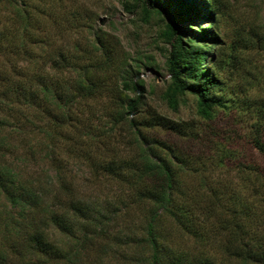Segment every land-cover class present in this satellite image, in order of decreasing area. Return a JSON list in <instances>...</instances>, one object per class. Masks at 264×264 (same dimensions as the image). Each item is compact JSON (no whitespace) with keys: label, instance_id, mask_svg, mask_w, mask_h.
<instances>
[{"label":"trees","instance_id":"16d2710c","mask_svg":"<svg viewBox=\"0 0 264 264\" xmlns=\"http://www.w3.org/2000/svg\"><path fill=\"white\" fill-rule=\"evenodd\" d=\"M160 3L169 18L172 45V83L166 97L177 108L179 97L190 91L198 97L199 114L211 119L213 108L224 105L216 92L223 84L221 72L230 65L229 57L226 60L222 55L219 22L215 21L222 2L206 0L209 15L198 18L211 21L208 29L197 33L200 41L216 47L210 69L205 67L210 46L186 45L174 24V19L198 20L193 2L176 0L175 9L170 0ZM0 7L13 9L12 19L17 20L3 29L0 22V58L5 57L0 64V264H90L91 260L104 264L107 259L125 264H264V174L250 172L239 179L237 191H232L225 185L209 190V179L202 172L200 185L192 188L185 180L190 158L149 133L156 128L181 133L180 125L160 114L144 112L142 96L128 95L131 86L144 92L142 80L123 77L122 89L110 87L115 97L111 121L115 127H128L129 148L135 154L121 162L94 166L97 172L102 170L125 183L132 204L141 209L142 232L122 234L110 248L111 231L117 229L111 224L130 217L131 207L121 211L97 206L80 198L64 179L59 178L60 185L58 176L53 181L51 170H27L30 159L36 157L50 165L55 162V143L52 151H43L38 142L29 144L30 135L48 133L53 141L63 137L76 108L107 92L105 75L115 67V56L97 36L96 51L101 55L97 65L77 68L65 64L68 60L61 56L51 69L57 72L63 67L76 78L69 83L45 84L29 64L34 55L26 43L14 44L32 27L30 0H0ZM232 65L235 70L243 68L239 62ZM30 125L33 130H28ZM170 228L182 234V244L175 243Z\"/></svg>","mask_w":264,"mask_h":264},{"label":"rangeland","instance_id":"374dc122","mask_svg":"<svg viewBox=\"0 0 264 264\" xmlns=\"http://www.w3.org/2000/svg\"><path fill=\"white\" fill-rule=\"evenodd\" d=\"M160 1L30 0L32 27L24 38L16 39L14 43H26L34 55L33 62L29 64H33L38 79H45V84L74 80L75 74L70 75L67 69L62 70L63 67L57 72L51 69L61 56L68 60L65 64H73L77 68L97 65L96 61L101 56L96 51L97 36L115 56V67L105 75L109 81L107 92L76 108L73 118L67 123L70 125H65L63 137L53 141L48 133L30 135L29 144L38 142L39 149L43 151H52L55 143V162L50 165L36 157V160L30 159L26 166L29 171L51 170L49 176L53 181L55 176H58V182L59 178L64 179L80 198L89 199L97 206H111L110 209L121 211L131 207L127 214L130 217H121L111 224L117 229L111 231L110 248L116 243V238L142 232L145 224L141 209L132 204L125 183L102 170L97 172L94 167L112 160L121 162L135 154L129 148L128 127H115L111 121L114 119L112 107L115 97L110 87L122 89L123 77L144 81V92L140 87L131 86L128 93L131 98L142 96L146 104L144 112L160 114L182 128L181 133L161 128L149 133L177 146L190 158V173L185 180L192 188L200 185L198 175L202 172L209 179V190L225 185L232 191H237L239 179L247 177L250 172L264 174V152L257 145L264 148V0H221L222 12L215 21L219 22L217 33L223 42L222 55L226 60L229 57L230 65L221 72L223 84L216 92L217 97L224 100V105L213 108L211 119L199 114L198 97L190 91L179 97L177 108H173L166 97L172 83L169 67L172 45L168 38L169 18L162 11ZM170 1L175 9L176 0ZM191 1L197 19L209 15L205 8L206 0ZM12 17L13 9L6 11L0 7L2 29L11 28V24L17 22ZM175 21L186 45L210 46L208 65H205L210 69L209 60L216 47L208 41H200L197 33L208 29L211 21L183 18ZM13 30L15 34L18 31L14 25ZM234 56L236 60L232 58ZM4 58H0V64ZM17 60L15 57L14 64ZM236 62L243 68L235 70L232 64ZM19 63L21 61L16 64ZM28 130H33L31 125ZM46 179L49 183L50 179ZM50 186L55 188L51 183ZM168 232L175 243L182 244L184 240L179 231L181 235L173 228ZM90 264H97V261L91 260ZM104 264L125 263L107 259Z\"/></svg>","mask_w":264,"mask_h":264}]
</instances>
